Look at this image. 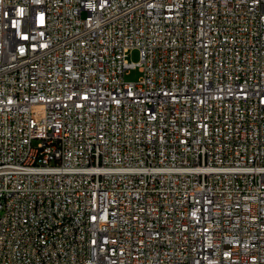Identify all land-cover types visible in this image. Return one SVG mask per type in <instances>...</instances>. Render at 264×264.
<instances>
[{
  "label": "built area",
  "instance_id": "2783aa9c",
  "mask_svg": "<svg viewBox=\"0 0 264 264\" xmlns=\"http://www.w3.org/2000/svg\"><path fill=\"white\" fill-rule=\"evenodd\" d=\"M0 264H264V0H0Z\"/></svg>",
  "mask_w": 264,
  "mask_h": 264
},
{
  "label": "rangeland",
  "instance_id": "374dc122",
  "mask_svg": "<svg viewBox=\"0 0 264 264\" xmlns=\"http://www.w3.org/2000/svg\"><path fill=\"white\" fill-rule=\"evenodd\" d=\"M129 61L137 64L140 61V51L138 49H133L129 54ZM141 72L138 68L131 70L125 75L126 81L137 82L141 77Z\"/></svg>",
  "mask_w": 264,
  "mask_h": 264
}]
</instances>
